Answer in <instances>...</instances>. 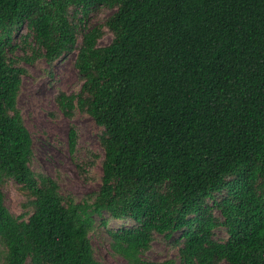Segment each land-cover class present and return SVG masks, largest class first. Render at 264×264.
<instances>
[{"label":"trees","instance_id":"16d2710c","mask_svg":"<svg viewBox=\"0 0 264 264\" xmlns=\"http://www.w3.org/2000/svg\"><path fill=\"white\" fill-rule=\"evenodd\" d=\"M71 53L81 84L55 102L101 128L91 202L31 170L17 106L19 60ZM8 179L27 220L5 206ZM96 221L128 264H167L141 256L155 233L177 234L181 264H264V0H0V264H100Z\"/></svg>","mask_w":264,"mask_h":264},{"label":"rangeland","instance_id":"374dc122","mask_svg":"<svg viewBox=\"0 0 264 264\" xmlns=\"http://www.w3.org/2000/svg\"><path fill=\"white\" fill-rule=\"evenodd\" d=\"M112 11L100 7L90 13L89 21L91 24L101 23ZM111 36L110 32L105 31L98 43L107 44ZM73 61L74 53L52 64L42 58L33 63L19 60L18 65L23 67L25 72L21 77L17 106L32 138V156L29 163L31 170L37 175L53 178L64 197H69L75 202H91L93 193L99 188L102 173L103 150L98 139L101 128L88 114L79 110H75L71 117L65 116L55 102V95L60 91L69 94L79 90L81 81ZM70 126L77 131L74 156L70 154L68 145ZM2 190L9 212L27 220L32 212L29 197L13 180L5 181ZM118 224L116 221H110L108 225L115 227ZM176 236L177 234H174L168 240L155 233L149 248L141 254L142 258L167 264H181L178 246L172 241ZM225 237L226 233L222 228L215 230L216 239ZM89 239L100 264H128L122 256L113 252L111 238L107 231L98 225V221L89 232Z\"/></svg>","mask_w":264,"mask_h":264}]
</instances>
